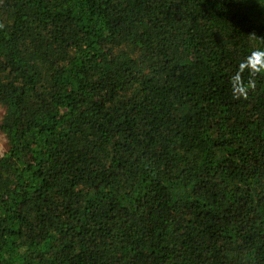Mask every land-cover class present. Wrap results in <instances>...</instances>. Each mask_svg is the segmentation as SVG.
<instances>
[{"label": "trees", "instance_id": "trees-1", "mask_svg": "<svg viewBox=\"0 0 264 264\" xmlns=\"http://www.w3.org/2000/svg\"><path fill=\"white\" fill-rule=\"evenodd\" d=\"M264 0H0V264H264Z\"/></svg>", "mask_w": 264, "mask_h": 264}, {"label": "clouds", "instance_id": "clouds-1", "mask_svg": "<svg viewBox=\"0 0 264 264\" xmlns=\"http://www.w3.org/2000/svg\"><path fill=\"white\" fill-rule=\"evenodd\" d=\"M245 69L252 73L264 72V51H253L238 65V70L232 77L233 91L237 96L246 94V89L241 85V74Z\"/></svg>", "mask_w": 264, "mask_h": 264}, {"label": "rangeland", "instance_id": "rangeland-1", "mask_svg": "<svg viewBox=\"0 0 264 264\" xmlns=\"http://www.w3.org/2000/svg\"><path fill=\"white\" fill-rule=\"evenodd\" d=\"M2 113V109L0 108V116ZM5 150V143H4V139L0 133V155L3 153V151Z\"/></svg>", "mask_w": 264, "mask_h": 264}]
</instances>
